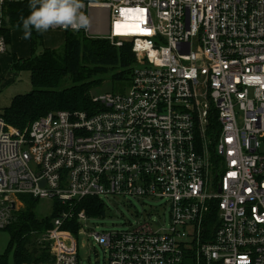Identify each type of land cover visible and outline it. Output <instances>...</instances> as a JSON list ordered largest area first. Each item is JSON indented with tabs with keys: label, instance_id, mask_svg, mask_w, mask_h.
Here are the masks:
<instances>
[{
	"label": "built area",
	"instance_id": "2783aa9c",
	"mask_svg": "<svg viewBox=\"0 0 264 264\" xmlns=\"http://www.w3.org/2000/svg\"><path fill=\"white\" fill-rule=\"evenodd\" d=\"M17 1L0 0V28ZM83 3L78 32L132 41V85L92 96L94 113L52 111L24 129L0 116V197L59 207L31 264H78L81 235L109 264H264V0ZM92 9L110 12L104 36ZM8 46L0 35V54ZM110 196L164 198L170 225L86 230L82 201Z\"/></svg>",
	"mask_w": 264,
	"mask_h": 264
},
{
	"label": "trees",
	"instance_id": "16d2710c",
	"mask_svg": "<svg viewBox=\"0 0 264 264\" xmlns=\"http://www.w3.org/2000/svg\"><path fill=\"white\" fill-rule=\"evenodd\" d=\"M29 0L12 2L8 5L9 25L0 28V35H5L8 44L11 32L22 29L21 17L30 13ZM62 48L44 47L43 34L32 32V55L28 59H19L13 54V68L30 72L33 89L25 94L16 95L1 116L8 123L24 129L32 121L58 110H84L94 113L101 105L92 100V90L102 85L108 74L112 80L131 81L132 67L136 63L133 43L126 39L121 46H116L106 38L85 36L78 31H66ZM24 207L18 211L17 220L2 230H9V247L16 242V264L26 261L37 263L46 259V254L32 256L27 249L29 234L35 230H48L52 227V218L57 215L56 207L51 216L39 219L35 212L36 199L22 196ZM90 216L104 213L105 206L98 198H86L82 201ZM16 211L14 210L13 213ZM76 225V223H75ZM0 264H8L0 256Z\"/></svg>",
	"mask_w": 264,
	"mask_h": 264
},
{
	"label": "rangeland",
	"instance_id": "374dc122",
	"mask_svg": "<svg viewBox=\"0 0 264 264\" xmlns=\"http://www.w3.org/2000/svg\"><path fill=\"white\" fill-rule=\"evenodd\" d=\"M92 35L104 36L110 26V12L107 9H92L90 13ZM21 33L13 32L14 41L21 40ZM66 33L62 30L49 29L43 33V44L38 48L42 51L44 47L62 48L65 42ZM26 42V43H25ZM27 40L23 47L27 46ZM8 46L7 54L0 57V116L5 107L9 106L12 99L18 94H25L33 89L30 72L28 70H17L10 65L9 57L13 55L14 48ZM1 55V54H0ZM111 74H108L105 82L92 90V96H98L108 92L126 93L131 88V81L112 80ZM10 125H13L9 123ZM14 126V125H13ZM264 140V139H262ZM15 198L17 207L10 210V201L0 197V227H7L17 220L18 211L24 207L21 201ZM105 209L102 215L90 216L85 228L88 231L112 230V229H130L138 223L149 220L155 229H165L170 225V207L164 198L148 197H103ZM56 200L54 199H36L35 212L39 219L51 216L56 209ZM54 218H52L53 220ZM47 230H35L29 234L27 249L29 253L36 258V254H46L48 246ZM11 233L9 230L0 232V256L4 257L8 264H16V250L19 243L16 242L9 247ZM78 264H109V257L100 245H94L92 240L86 235L78 238ZM34 261H26L23 264H31Z\"/></svg>",
	"mask_w": 264,
	"mask_h": 264
},
{
	"label": "clouds",
	"instance_id": "9594fccd",
	"mask_svg": "<svg viewBox=\"0 0 264 264\" xmlns=\"http://www.w3.org/2000/svg\"><path fill=\"white\" fill-rule=\"evenodd\" d=\"M30 13L21 17L23 39H31L32 32L43 34L51 28L79 31L89 26L88 17L81 11L83 0H29Z\"/></svg>",
	"mask_w": 264,
	"mask_h": 264
},
{
	"label": "crops",
	"instance_id": "0c3cea01",
	"mask_svg": "<svg viewBox=\"0 0 264 264\" xmlns=\"http://www.w3.org/2000/svg\"><path fill=\"white\" fill-rule=\"evenodd\" d=\"M13 32L21 33L19 36H23V29H14L11 32V41H10V49L13 47V54H15L19 59H28L32 55V45H31V39L27 40V46L23 47L24 41L21 42V40H18L17 42L14 41V38L12 36ZM26 43V42H25ZM8 51V50H7ZM7 51L0 55V57L7 54ZM10 65L13 67V55L9 57Z\"/></svg>",
	"mask_w": 264,
	"mask_h": 264
},
{
	"label": "water",
	"instance_id": "95a60500",
	"mask_svg": "<svg viewBox=\"0 0 264 264\" xmlns=\"http://www.w3.org/2000/svg\"><path fill=\"white\" fill-rule=\"evenodd\" d=\"M13 208H15V203L13 204Z\"/></svg>",
	"mask_w": 264,
	"mask_h": 264
}]
</instances>
